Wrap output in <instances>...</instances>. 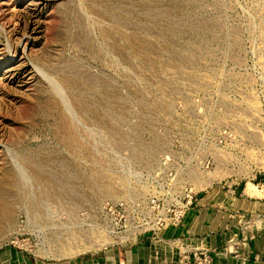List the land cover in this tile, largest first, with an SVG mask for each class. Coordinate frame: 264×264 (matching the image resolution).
<instances>
[{"label":"rangeland","instance_id":"374dc122","mask_svg":"<svg viewBox=\"0 0 264 264\" xmlns=\"http://www.w3.org/2000/svg\"><path fill=\"white\" fill-rule=\"evenodd\" d=\"M246 187L264 190V0H0V250L157 240Z\"/></svg>","mask_w":264,"mask_h":264},{"label":"crops","instance_id":"0c3cea01","mask_svg":"<svg viewBox=\"0 0 264 264\" xmlns=\"http://www.w3.org/2000/svg\"><path fill=\"white\" fill-rule=\"evenodd\" d=\"M247 191L235 188L228 199L203 198L180 226L165 229L157 240L144 234L70 258L9 247L0 250V264H187L181 260L185 250L208 253L211 264H264V190Z\"/></svg>","mask_w":264,"mask_h":264},{"label":"built area","instance_id":"2783aa9c","mask_svg":"<svg viewBox=\"0 0 264 264\" xmlns=\"http://www.w3.org/2000/svg\"><path fill=\"white\" fill-rule=\"evenodd\" d=\"M182 221V214H175V218L171 224L173 227H178ZM236 250H239V246H236ZM181 260L187 264H211L210 255L204 251L197 250H185L182 254Z\"/></svg>","mask_w":264,"mask_h":264}]
</instances>
